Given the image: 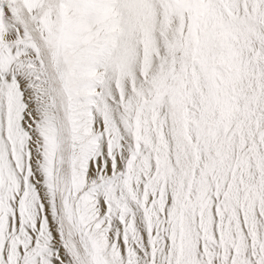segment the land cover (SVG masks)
I'll list each match as a JSON object with an SVG mask.
<instances>
[{"label": "snow or ice", "instance_id": "obj_1", "mask_svg": "<svg viewBox=\"0 0 264 264\" xmlns=\"http://www.w3.org/2000/svg\"><path fill=\"white\" fill-rule=\"evenodd\" d=\"M0 264H264V0H0Z\"/></svg>", "mask_w": 264, "mask_h": 264}]
</instances>
